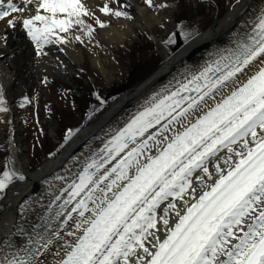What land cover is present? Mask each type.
Returning a JSON list of instances; mask_svg holds the SVG:
<instances>
[{
  "label": "snow or ice",
  "instance_id": "6c2138e0",
  "mask_svg": "<svg viewBox=\"0 0 264 264\" xmlns=\"http://www.w3.org/2000/svg\"><path fill=\"white\" fill-rule=\"evenodd\" d=\"M30 8L20 23L38 48L64 43L57 30L93 31L85 0H0V21L15 27ZM99 10L126 16L107 4ZM253 32L214 67L153 96L105 146L107 159L87 165L65 201L85 193L71 210L82 219L57 264H264V10ZM14 175L3 173L0 193ZM37 237L29 240L37 247L4 254L0 264H43L36 257L52 240Z\"/></svg>",
  "mask_w": 264,
  "mask_h": 264
},
{
  "label": "bare ground",
  "instance_id": "6f19581e",
  "mask_svg": "<svg viewBox=\"0 0 264 264\" xmlns=\"http://www.w3.org/2000/svg\"><path fill=\"white\" fill-rule=\"evenodd\" d=\"M123 1L135 10L137 19L132 21L129 18H122L114 27L121 29L105 31V35L112 33V38L121 42L128 35H134L136 28L146 30L153 23L166 24L167 16L163 13L158 15L149 13L147 9L139 6L136 0ZM262 10H264V0H241L234 7H230L223 18H216L212 28L179 50H173L175 53L155 72L140 80L135 88L123 91V94L121 93V96L116 99L111 108L106 110L96 124L85 125L64 150L48 158L35 173H30L28 170V165L22 155L23 143L16 145V139L20 140L21 136L20 128L12 122L14 109L11 107L13 103L11 101L27 96L40 75L60 76L68 79L71 66L65 60L61 63L57 62V59L62 58L56 54L53 56L54 60L37 58L36 49L38 47L32 46V42L24 39L22 32L27 30L23 29L20 21L34 13V8H30L23 15L16 14L18 22L15 27H9L7 23L0 21V37H4L0 40V43L3 42L0 46V54L3 55L0 58V79L4 77L2 71L5 65L13 72L9 83H0V91L9 101L8 110L5 112L8 117L7 123L10 126L7 151L10 165L17 181L20 182L19 187L10 190L9 197L5 200V213L0 221V241H2L0 256L18 249L37 247L35 243L29 244V240L34 242L38 239L37 233H39L45 237V241H41L42 244L48 239H51L52 243L48 245L49 251L43 255L38 254L36 259L42 261L43 264H57L64 257L62 248L64 243L74 240V237L68 236L67 232L75 231L74 221L78 222L82 218L79 217L78 212L71 210L80 199L85 198V193L82 192L79 196L72 198L71 203L64 207L57 218L54 214L64 199L72 193V186L79 183V177L84 174L87 165L107 155L104 151L105 146L138 112L149 106L153 96L158 93L161 96L166 94L163 91L165 89L169 92L173 91L179 87L180 83L187 82L192 75L199 74L205 67H214L213 62L220 59L221 54L228 55L225 50L235 49L234 41L238 39L244 41L252 34L253 26ZM54 38L55 36L52 37L53 40ZM167 45L172 44L168 42ZM43 47L47 50L51 49L52 52L58 51L49 44H44ZM161 47H163L162 44ZM60 50L61 52L65 50L73 60H79L81 57V54L71 52L70 47L64 48L59 45ZM94 63L101 70L104 69L99 57L94 59ZM16 86H18V92H15ZM57 128L59 125L54 122L52 132L55 133ZM123 155L124 153L121 154ZM115 163L116 160H113L111 163H106L105 167L110 168ZM21 176L23 179L19 178ZM91 207L93 205L89 202V208ZM69 215L72 216V220L68 219ZM85 215L89 216L91 213L86 212ZM65 221H67V226L64 224ZM56 233H59L61 238L58 239ZM40 251L43 253V248Z\"/></svg>",
  "mask_w": 264,
  "mask_h": 264
},
{
  "label": "rangeland",
  "instance_id": "374dc122",
  "mask_svg": "<svg viewBox=\"0 0 264 264\" xmlns=\"http://www.w3.org/2000/svg\"><path fill=\"white\" fill-rule=\"evenodd\" d=\"M136 1L149 13L166 15V24L153 23L146 30L136 28L134 35H128L119 42L112 38V33L105 35V31L121 29L114 27L122 18L130 17L132 21L136 20L135 10L119 0H85L88 8L94 13V15L83 17L86 25H90L93 29L91 34L87 33L86 27L79 28V26L70 29L67 33L57 30L58 35L63 37L65 42L56 43L64 48L70 47L74 54H81L79 60H73L65 50L52 52L48 49V53L44 56L36 50L37 58L54 60L55 54L60 55L62 59L56 58V61L61 63L65 60L71 66L68 76L72 86L62 81L60 76L40 75L30 90L33 102L30 105H22L20 110L19 103L13 108L16 112L14 124L19 126L20 140L24 143L22 155L30 173L37 172L48 158L64 150L85 125L93 126L99 121L121 93L128 89L129 83L125 81L131 75L132 65L136 61H140L144 66V70L139 69L141 71L140 79L137 81L139 83L165 63L175 53L173 50H179L200 34L205 33L213 25L215 18H223L230 7H234L241 0H214L216 6L209 0H152L151 5L146 0ZM105 4L113 11L126 13V16L104 14L99 9ZM182 17L186 18V22L181 28L179 23ZM97 20L105 27H100ZM76 36H80L81 39L77 40ZM169 41L172 44L170 46L167 45ZM2 45L3 42L0 43V46ZM139 46L145 48L143 55H138ZM131 52L135 53L132 57ZM2 57L3 55L0 54V58ZM98 57L102 61L103 70L94 63V59ZM2 73L4 77L0 79V83H9L13 76L11 69L5 65ZM137 82L132 84L130 89L135 88ZM93 87L95 92L100 91L103 97L98 103L90 104L89 102L88 110L83 112L76 104L77 101L72 98L82 96L81 100L86 102L89 91ZM15 92H18V86L15 87ZM0 98L4 101L3 106L8 108L9 101L1 91ZM7 119L5 112H0V178H3L5 171L14 173L6 150L10 139V126ZM53 122L59 125L55 136L50 130ZM64 126H69L68 131L64 132L66 140H62L63 137L60 136ZM20 140L16 139L17 146L21 144ZM19 185L20 182L14 175L12 181L0 193V221L5 213V200L9 197L10 190Z\"/></svg>",
  "mask_w": 264,
  "mask_h": 264
},
{
  "label": "trees",
  "instance_id": "16d2710c",
  "mask_svg": "<svg viewBox=\"0 0 264 264\" xmlns=\"http://www.w3.org/2000/svg\"><path fill=\"white\" fill-rule=\"evenodd\" d=\"M185 22H186V18L185 17H182V19L180 20V27L182 28L183 26H184V24H185ZM171 42V41H170ZM147 48V47H146ZM144 46H142V47H140L139 46V53H138V55L139 54H144L145 52H144ZM135 53L134 52H131V57L134 55ZM142 54V55H143ZM139 69H142V70H144V66H142V64H141V62L140 61H136L133 65H132V71H131V75L129 76V78L125 81V82H128L129 84H128V89L132 86V84H134V83H136L140 78V72L141 71H139ZM139 71V72H138ZM138 83V82H137ZM130 86V87H129ZM101 97H103L102 96V93L99 91V92H95V90H94V87L92 88V90H90L89 91V97H88V99L86 100V102H84V101H82L81 100V98H82V96H80V97H73L72 99H74V100H76L77 102H76V104L78 105V107H79V109L81 110V111H86V110H88V108H89V102H90V104H95L96 102L98 103V102H100L101 101ZM73 117V116H72ZM64 122V121H63ZM68 129H69V126H64L63 127V131H61L60 132V136H62L63 138H62V140H66L67 138H66V136H64L66 133H64L65 131H68Z\"/></svg>",
  "mask_w": 264,
  "mask_h": 264
},
{
  "label": "water",
  "instance_id": "95a60500",
  "mask_svg": "<svg viewBox=\"0 0 264 264\" xmlns=\"http://www.w3.org/2000/svg\"><path fill=\"white\" fill-rule=\"evenodd\" d=\"M215 21H216V19H215ZM215 21H214V23H215ZM212 26H214V24ZM50 130H51V133L53 134V132H52V124L50 125Z\"/></svg>",
  "mask_w": 264,
  "mask_h": 264
}]
</instances>
